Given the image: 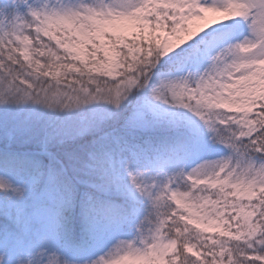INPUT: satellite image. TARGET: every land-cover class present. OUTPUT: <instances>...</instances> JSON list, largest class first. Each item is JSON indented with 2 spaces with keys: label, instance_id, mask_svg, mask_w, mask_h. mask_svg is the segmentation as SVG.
Masks as SVG:
<instances>
[{
  "label": "snow or ice",
  "instance_id": "6c2138e0",
  "mask_svg": "<svg viewBox=\"0 0 264 264\" xmlns=\"http://www.w3.org/2000/svg\"><path fill=\"white\" fill-rule=\"evenodd\" d=\"M3 135L28 264H264V0H0ZM79 230L83 261L52 250Z\"/></svg>",
  "mask_w": 264,
  "mask_h": 264
},
{
  "label": "trees",
  "instance_id": "16d2710c",
  "mask_svg": "<svg viewBox=\"0 0 264 264\" xmlns=\"http://www.w3.org/2000/svg\"><path fill=\"white\" fill-rule=\"evenodd\" d=\"M0 144V152L4 149V140ZM1 174L5 177H14L19 183L21 180L17 170L11 165L0 160ZM12 175V176H11ZM11 192L0 191V264H28L33 260L36 253L44 247L41 243L37 230L24 233L14 223L7 213L6 205L13 199ZM52 250L59 252L69 260L83 261L94 257L97 248L79 230L68 233L56 242Z\"/></svg>",
  "mask_w": 264,
  "mask_h": 264
},
{
  "label": "rangeland",
  "instance_id": "374dc122",
  "mask_svg": "<svg viewBox=\"0 0 264 264\" xmlns=\"http://www.w3.org/2000/svg\"><path fill=\"white\" fill-rule=\"evenodd\" d=\"M42 110V106L28 102L26 104H0V144H2L3 135L11 130V126L15 123L23 121L30 114L38 113ZM1 174V170H0ZM5 176V175H4ZM12 176V175H11ZM12 182H18L14 177H7ZM96 255V254H95ZM94 255V256H95Z\"/></svg>",
  "mask_w": 264,
  "mask_h": 264
}]
</instances>
